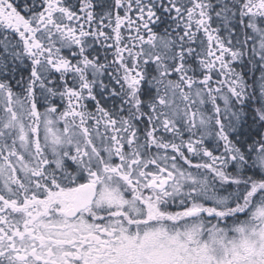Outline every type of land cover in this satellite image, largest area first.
Segmentation results:
<instances>
[{
	"label": "snow or ice",
	"instance_id": "snow-or-ice-1",
	"mask_svg": "<svg viewBox=\"0 0 264 264\" xmlns=\"http://www.w3.org/2000/svg\"><path fill=\"white\" fill-rule=\"evenodd\" d=\"M0 264H264V0H0Z\"/></svg>",
	"mask_w": 264,
	"mask_h": 264
}]
</instances>
